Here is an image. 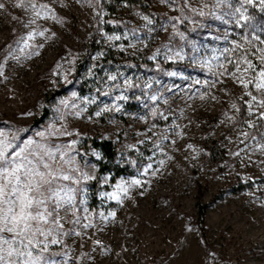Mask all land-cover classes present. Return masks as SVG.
<instances>
[{
  "label": "rangeland",
  "instance_id": "obj_1",
  "mask_svg": "<svg viewBox=\"0 0 264 264\" xmlns=\"http://www.w3.org/2000/svg\"><path fill=\"white\" fill-rule=\"evenodd\" d=\"M140 1L147 11L0 0V132L42 143L56 152L54 167L88 176L59 181L81 191L46 255L58 264H264V107L252 101L264 100L254 86L264 43L234 17L217 19L229 9L216 0ZM32 3L47 10L38 16ZM244 7L264 25L258 0ZM85 138L112 142L125 174L100 172Z\"/></svg>",
  "mask_w": 264,
  "mask_h": 264
},
{
  "label": "snow or ice",
  "instance_id": "obj_2",
  "mask_svg": "<svg viewBox=\"0 0 264 264\" xmlns=\"http://www.w3.org/2000/svg\"><path fill=\"white\" fill-rule=\"evenodd\" d=\"M256 2L257 0H235V3L233 0H216L217 8L224 6L229 9L217 19L234 17L237 27L249 28L252 39L264 43L258 34L264 32V25L254 23V18L246 14L244 7L256 6ZM258 3L261 10H264V0H258ZM20 6L17 4V7ZM31 6L37 10L38 16L39 10H47V5L44 4L32 3ZM3 7L0 4V8ZM200 15L204 13L201 12ZM144 19L151 23L147 17ZM175 55L180 57L181 53L177 51ZM248 69L256 72L251 62L248 63ZM2 75L3 65H0V76ZM241 82L247 88L253 80ZM254 86L257 90H264V69L256 73ZM252 101L255 105L264 107V100H258L254 95ZM251 107L252 104L249 105L250 109ZM249 115H252L251 111ZM258 118L264 120V112ZM253 126L249 124V127ZM37 135L44 137L42 132ZM18 138L16 132L11 136L0 132V264H58L46 254L51 245L62 242L60 237L65 233L60 213L62 210L67 211L68 206L75 205L74 194L81 191L78 187L71 188L59 181L79 184L80 179L86 180L88 176L77 169L73 171L79 172L78 178L66 174L49 162L55 161L56 152L35 140H27L21 146L16 143ZM58 148L59 146L57 150ZM63 159L64 155L61 154L60 160Z\"/></svg>",
  "mask_w": 264,
  "mask_h": 264
},
{
  "label": "trees",
  "instance_id": "obj_3",
  "mask_svg": "<svg viewBox=\"0 0 264 264\" xmlns=\"http://www.w3.org/2000/svg\"><path fill=\"white\" fill-rule=\"evenodd\" d=\"M101 3L104 1H111V0H99ZM115 3H127V4H135L138 5L143 10H148L147 5L145 2H142L140 0H113ZM26 3H30V0H24ZM261 16H264V10H262ZM93 72L90 73V76H93ZM83 148L85 150L91 148L93 150H97L98 153L101 156V161L99 162L100 165V172H103L104 170H108L112 172L113 179L119 177L122 174H125V172L128 169V165H125L124 163H121L122 160H120V155L118 149L112 144L110 141H104V140H97V139H91V138H85L83 140ZM141 152H145V149L141 148ZM133 165L139 166L142 161L135 159L132 161ZM203 213V210L201 212V215Z\"/></svg>",
  "mask_w": 264,
  "mask_h": 264
}]
</instances>
